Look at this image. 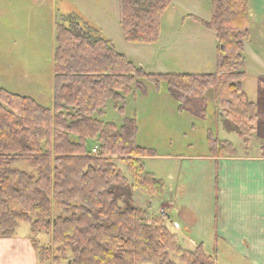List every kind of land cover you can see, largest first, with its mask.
Wrapping results in <instances>:
<instances>
[{
  "label": "trees",
  "instance_id": "obj_1",
  "mask_svg": "<svg viewBox=\"0 0 264 264\" xmlns=\"http://www.w3.org/2000/svg\"><path fill=\"white\" fill-rule=\"evenodd\" d=\"M121 25L129 43L154 44L173 0H120ZM212 21L201 24L219 42L217 70L212 74L151 75L120 54L111 41L75 15H62L56 26L55 102L52 109L31 97L0 89V239L14 237L23 223L40 264H216L203 245L181 250L168 221L150 217L132 205L138 188L160 195L165 186L147 174L141 161L136 119L119 128L100 121L109 102L124 114L126 97L143 81L166 83L182 106L201 103L209 90L221 91L225 126L250 136L244 119L255 121V106L246 98L245 42L249 37L247 0H213ZM223 88V90H222ZM223 91V92H222ZM89 140L99 144L93 154ZM214 156L234 155L232 144L210 134ZM124 164L130 184L115 165ZM59 212L56 215V212ZM47 248L39 249V237Z\"/></svg>",
  "mask_w": 264,
  "mask_h": 264
},
{
  "label": "rangeland",
  "instance_id": "obj_2",
  "mask_svg": "<svg viewBox=\"0 0 264 264\" xmlns=\"http://www.w3.org/2000/svg\"><path fill=\"white\" fill-rule=\"evenodd\" d=\"M206 2L179 0L164 14L159 40L154 44H139L125 39L120 0H0V89L31 97L40 105L52 109L58 47L56 26L62 15H75L83 26L88 23L99 30L102 38L111 41L120 54H124L134 65L143 67L147 74L194 75L205 70L206 73H215L217 65H209L208 42L200 34L201 27L208 29L200 21L188 17L196 14L202 19H211L212 6ZM211 96L216 98L218 108L211 100L205 106L198 102L182 106L172 96L166 83L157 87L143 81L141 88L126 97L124 114L115 109L113 102H109L100 121L120 128L125 119H136V141L148 150L143 160L144 169L155 174L159 168L165 169V156L188 158L211 152L210 134L218 141L237 140L236 135H231L226 129L220 115L221 111L227 112L222 105L225 98H221V91L212 89L208 98L211 99ZM244 121L249 132L252 123L249 118ZM88 146L97 148L98 153L93 154H99L97 141L89 140ZM115 165L130 184L135 183L124 164L115 161ZM137 190L132 205L148 213L149 224L159 215L164 217V211L157 212L158 205L150 202L162 197L165 189L160 195H150L140 188ZM168 225L170 227L169 221ZM25 232L32 234L31 227L23 223L17 233ZM39 238V249L47 248V239L44 240V236ZM177 242L185 253L197 250H190L178 238ZM173 257L177 264L186 263L176 254ZM54 259L55 253L52 252L43 257L47 264H69L66 261L57 263Z\"/></svg>",
  "mask_w": 264,
  "mask_h": 264
},
{
  "label": "crops",
  "instance_id": "obj_3",
  "mask_svg": "<svg viewBox=\"0 0 264 264\" xmlns=\"http://www.w3.org/2000/svg\"><path fill=\"white\" fill-rule=\"evenodd\" d=\"M178 1L173 0L168 11ZM206 1L213 5V0ZM247 1L250 20L242 87L255 106L250 136L244 139L226 128L237 140L219 141L232 144L234 155L217 157L210 151L188 158L168 155L164 170L145 171L165 186L162 197L150 204L158 205L157 212L164 211L163 218L181 243L193 251L202 244L216 264H264V0ZM188 17L212 21L196 14ZM200 34L208 42L209 65H217L216 34L202 27ZM206 72L197 74L213 73ZM210 91L207 102L211 100L218 108L216 98H208ZM220 115L225 122L226 114L221 111ZM30 236L25 232L0 239V264H40Z\"/></svg>",
  "mask_w": 264,
  "mask_h": 264
},
{
  "label": "built area",
  "instance_id": "obj_4",
  "mask_svg": "<svg viewBox=\"0 0 264 264\" xmlns=\"http://www.w3.org/2000/svg\"><path fill=\"white\" fill-rule=\"evenodd\" d=\"M93 153H98V149L97 148L93 149Z\"/></svg>",
  "mask_w": 264,
  "mask_h": 264
}]
</instances>
